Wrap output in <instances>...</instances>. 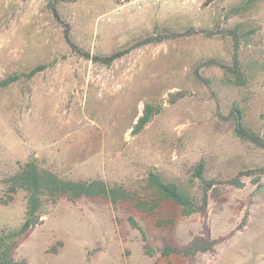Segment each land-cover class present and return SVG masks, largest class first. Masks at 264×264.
Masks as SVG:
<instances>
[{
    "label": "rangeland",
    "instance_id": "1",
    "mask_svg": "<svg viewBox=\"0 0 264 264\" xmlns=\"http://www.w3.org/2000/svg\"><path fill=\"white\" fill-rule=\"evenodd\" d=\"M132 1H60L57 9L73 41L97 54L171 30L214 33L166 38L103 65L70 48L49 0H0V81L48 63L31 77L0 84V228L24 219V193L10 199L1 179L30 158L63 177L102 178L143 198L150 194L149 170L189 185L204 160L207 178L255 169L242 176L241 187L216 184L205 218L183 217L170 202L147 213L130 202L61 198L17 239L15 252L31 264H192L179 255H145L132 216L155 247L187 242L203 221L214 237L234 230L193 264H264V188L254 180L264 149L237 136L233 120L223 118L236 104L244 126L264 137V0H144L140 7ZM236 27L245 83L215 65L200 69L208 83L196 80L193 68L203 59L232 64L233 40L221 31ZM146 102L161 109L134 133ZM259 177L264 183V172ZM191 186L200 193L196 179Z\"/></svg>",
    "mask_w": 264,
    "mask_h": 264
},
{
    "label": "trees",
    "instance_id": "2",
    "mask_svg": "<svg viewBox=\"0 0 264 264\" xmlns=\"http://www.w3.org/2000/svg\"><path fill=\"white\" fill-rule=\"evenodd\" d=\"M60 1H76V0H49V7L53 15L62 25V34L66 43L78 55L90 59L93 62L103 65H111L118 58L128 54L132 49L143 45L158 43L166 38L183 36L201 32L206 36L213 34V31L208 29H194L192 27L183 31H168L145 36L132 44L123 48L115 49L107 54L91 53L76 44L70 32V24L60 17L57 9V4ZM255 1V0H250ZM241 6L237 10H243ZM238 27L222 30L221 32L229 34L233 40L232 64H226L220 59L209 57L195 64L193 75L199 82L208 83V79L202 76L200 69L204 66L215 65L222 68L226 73L235 78V82L243 85L245 83L244 73L239 65L238 49L241 41V36L238 34ZM48 66V63H39L26 72H15L7 78L0 81V84L7 85L18 80L21 76L31 77L42 71ZM180 96L182 92H178ZM159 104L146 102L143 107V112L138 116L134 123L133 132H137L143 128L150 119L160 111ZM226 120H233L234 132L240 138L246 139L256 146L264 149V137L255 131L247 128L241 121V109L236 105H232L227 116L223 117ZM205 162L199 160L193 169L192 179L188 184H184L177 180H166L156 171L149 170L145 178V188L150 191L149 197H139L133 191L125 188L120 183H107L102 178L90 179H73L59 175L56 171L46 166L41 165L36 159L30 158L21 162L18 168L5 175L1 182L4 184L5 191L10 199L13 195L22 191L25 197L24 219L20 225L13 228H0V264H31L25 256H20L15 252V244L17 239L23 236L28 229L37 224L41 217L46 213L47 206L54 205L61 198L75 202L78 199L85 198L91 201H109L112 205H118L122 202H130L132 206L140 212H153L161 202H170L179 206L180 214L183 217H188L199 213L204 218L207 216L208 196L214 194L216 184L228 182L232 185L241 187L243 182L242 176H248L255 172V169H241L236 175L226 179L207 178L204 174ZM259 175L254 179L258 187L263 183L260 181V174L264 172V168L259 169ZM194 179L197 180L200 187V193H196L192 189ZM3 203L6 202L4 199ZM129 223L140 230L143 239V252L145 255L152 257L155 255L169 258L171 255H179L187 258L190 263H194L198 253L212 251L215 245L221 240L231 236L234 230H231L225 235L214 237L211 235L210 229L206 222L200 231L192 233L190 239L185 243H165L162 246L155 247L148 240L144 231L137 224L134 217L128 216ZM164 221H157V225H161ZM244 224V219H241L238 227ZM164 264H173L167 260Z\"/></svg>",
    "mask_w": 264,
    "mask_h": 264
},
{
    "label": "built area",
    "instance_id": "3",
    "mask_svg": "<svg viewBox=\"0 0 264 264\" xmlns=\"http://www.w3.org/2000/svg\"><path fill=\"white\" fill-rule=\"evenodd\" d=\"M144 0H133L132 3L136 6V7H140L143 4ZM154 1H162V0H154ZM194 1V0H192Z\"/></svg>",
    "mask_w": 264,
    "mask_h": 264
},
{
    "label": "water",
    "instance_id": "4",
    "mask_svg": "<svg viewBox=\"0 0 264 264\" xmlns=\"http://www.w3.org/2000/svg\"><path fill=\"white\" fill-rule=\"evenodd\" d=\"M261 188H264V183H262L261 185H259V186L257 187V189H261Z\"/></svg>",
    "mask_w": 264,
    "mask_h": 264
}]
</instances>
